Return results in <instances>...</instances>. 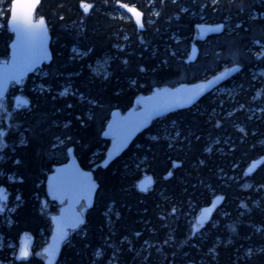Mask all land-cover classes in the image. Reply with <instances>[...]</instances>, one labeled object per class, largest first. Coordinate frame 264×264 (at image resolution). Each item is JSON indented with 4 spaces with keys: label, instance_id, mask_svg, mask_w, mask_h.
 <instances>
[{
    "label": "trees",
    "instance_id": "16d2710c",
    "mask_svg": "<svg viewBox=\"0 0 264 264\" xmlns=\"http://www.w3.org/2000/svg\"><path fill=\"white\" fill-rule=\"evenodd\" d=\"M82 2L93 3L89 13ZM119 2L143 10V30L130 14H115ZM36 12L48 21L53 56L40 67L42 74L33 72L12 89L22 87L30 106L0 125L6 126L0 185L11 189V220L0 216L3 264H44L40 250L57 209L43 204L45 181L53 165L67 160L71 145L84 168L96 166L100 185L57 264H264V172L244 176L248 162L264 154V143L256 142L264 138V124L257 111L249 117L264 102V78L252 73L264 65L257 55L258 42L264 43V0H39ZM0 22L1 61L14 34L6 17ZM203 22L225 27L196 39ZM193 42L200 53L187 62ZM103 59L107 76L91 68ZM235 63L242 70L224 83L237 87L235 95H202L153 122L102 164L108 141L101 136L111 109L125 108L155 87L202 80ZM64 86L73 93L60 95ZM236 107L241 109L228 112ZM240 120L248 134L239 129ZM163 125L170 136H162ZM146 172L155 183L143 192L137 183ZM246 180L251 187L243 186ZM218 193L225 194V216L216 211V225L210 221L194 231L200 208ZM24 232L35 237L33 252L17 260Z\"/></svg>",
    "mask_w": 264,
    "mask_h": 264
},
{
    "label": "water",
    "instance_id": "95a60500",
    "mask_svg": "<svg viewBox=\"0 0 264 264\" xmlns=\"http://www.w3.org/2000/svg\"><path fill=\"white\" fill-rule=\"evenodd\" d=\"M87 4L93 3L91 2H83ZM121 5H128V7H135L138 11L143 13L141 27L136 23L135 17L133 13L129 12L127 8L123 7L127 13L130 14L133 21L137 24L139 30L144 29V12L135 4L129 3H120ZM38 5V4H37ZM82 6V3H81ZM37 7V6H36ZM84 10V9H83ZM91 8L85 13H89ZM40 17H37V12L35 9L34 19L39 20ZM45 20V36L41 42H38L35 46L29 44L26 41H22L17 32H15L10 26L9 29L13 31L14 37L12 41L11 55L9 58H4L0 61V100L5 96L8 91L9 86L12 82L20 83L24 77L33 72L39 65L42 63H48L51 61L53 53H52V35L50 32V27L48 21ZM222 26V27H220ZM224 29V23H199L197 25V30L199 33V39H205L207 36L211 34H216L222 32ZM23 48L25 56L34 57L35 62L31 64V66L27 69V71L23 74V76L17 80H7L4 79V75L6 70L13 64L14 61H18L20 59L21 50ZM264 53V52H263ZM199 54V47L196 43H193L191 52L187 58L188 62H193L197 59ZM243 66L239 63L232 64L230 66L225 67L217 74L209 77L206 80H198L194 82H180L176 85H166L161 87H155L153 93L150 95H143L139 97V103L141 106L140 109H135L134 107L122 112L119 108H115L111 112L110 121L104 130L105 136H110L113 129H119V133L115 140H113L112 144L109 146L106 157L103 160V165H108L111 161H113L116 157L121 155L125 149L131 144L133 139L143 130L148 128L152 121L158 118L162 114H169L171 112L177 111L182 108H187L193 105L202 95L206 94L209 90H211L215 85L220 82L227 80L233 77L236 73L241 71ZM165 90H167L168 94H175L174 102H171L167 107L162 110L152 114L148 119L144 120L138 127L134 129L128 127V124L132 121H136L139 119V114L145 106V102H149V98L153 97L157 92H160L162 95L165 94ZM190 97V99H189ZM138 100H136L137 102ZM15 103L17 106L28 105L30 103L27 96L22 93H18L15 97ZM124 127H126L124 129ZM68 160L61 164H55L53 166L52 171L47 175L46 178V192L47 198L50 201L63 203L64 204L59 208V210L50 215L51 221V232L48 238L47 243L42 247L41 252L44 255V264H57L62 246L67 241L68 236L71 230L77 229L85 222V211L91 207L94 203L98 188L99 181L95 177L93 168H84L75 154L74 146H70L68 148ZM264 162V155L255 158L251 161L250 165L247 168L248 173L252 172L259 165ZM72 177H76L78 181L74 183H70ZM155 183V177L151 173H145L143 177L138 181V189L140 191H147L150 187H152ZM71 187L73 194L65 195L64 192L66 189ZM8 193L6 192L5 187H0V209L3 210V202L8 200ZM225 200V194L219 193L215 194L211 201L206 205L202 206L199 212L196 215L195 223L193 225L194 231H199L203 229L210 221L216 211L219 210L220 206ZM81 202L84 203L82 208H79ZM64 220L67 221V227L65 228V236L63 239L57 241V221ZM73 223L75 226L73 227ZM34 236L31 233L24 232L21 236V244L19 251L22 247H26V250L30 255V248L33 243ZM53 244H55V254H51L46 249H49ZM19 251L16 255V259L20 260ZM28 255V257H29ZM1 264V261H0Z\"/></svg>",
    "mask_w": 264,
    "mask_h": 264
},
{
    "label": "snow or ice",
    "instance_id": "6c2138e0",
    "mask_svg": "<svg viewBox=\"0 0 264 264\" xmlns=\"http://www.w3.org/2000/svg\"><path fill=\"white\" fill-rule=\"evenodd\" d=\"M4 0H0V3H3ZM215 2V0H214ZM39 0H10L7 4V10L0 8V16L6 17V26H10L15 32L18 33L22 41H26L29 44L35 46L38 42H41L45 36V20L43 17H40L39 20L34 19V12L36 9ZM82 7L84 11H88L93 6L91 4L83 3ZM122 7L127 8V10L133 13L136 23L141 27L143 13L138 11L135 7H128V5H122ZM158 14V13H157ZM222 27V26H220ZM35 62L34 57L25 56L23 48L21 50L20 59L14 61L13 64L6 70L4 79L7 80H17L23 76L27 69ZM68 89H65L66 94ZM175 94H168L165 90V94L162 95L160 92H157L153 97L149 98V102H145V106L139 114V119L132 121L128 124V127L135 128L138 127L144 120L148 119L152 114L162 110L167 107L171 102H174ZM190 99V97H189ZM2 106V105H0ZM241 131H244L241 129ZM171 175V173H169ZM65 195H72V189L69 187L64 192ZM2 210V209H0ZM173 212L176 211L175 208L172 209ZM75 226V223L72 225ZM67 227V221L58 220L57 221V235L56 240L59 241L65 236V228ZM136 235H139L137 233ZM51 254H55V244H53L49 249H46ZM100 254L99 252L97 253ZM29 252L26 250V247H22L19 251V257L26 258L28 257Z\"/></svg>",
    "mask_w": 264,
    "mask_h": 264
},
{
    "label": "flooded vegetation",
    "instance_id": "af4514ba",
    "mask_svg": "<svg viewBox=\"0 0 264 264\" xmlns=\"http://www.w3.org/2000/svg\"><path fill=\"white\" fill-rule=\"evenodd\" d=\"M121 2H119L118 4L121 6V4H120ZM122 7V6H121ZM83 8V7H82ZM122 17V16H121ZM208 37V36H207ZM206 37V38H207ZM196 39H199V37L198 36H196L195 37ZM205 38V39H206ZM205 39H203V40H205ZM200 40H202V39H200ZM193 43H196V42H193ZM192 43V44H193ZM197 44V43H196ZM192 46V45H191ZM199 46V45H198ZM190 51H191V48H190ZM264 50L263 51H261V52H257V55H258V57L260 58H262L263 56H264ZM199 53H200V51H199ZM261 54V55H260ZM10 55H11V52L9 53V56L8 57H6V58H9L10 57ZM198 56H199V54H198ZM198 58V57H197ZM4 59V58H3ZM186 60H187V58H186ZM197 60V59H196ZM195 60V61H196ZM195 61H193V62H195ZM188 62V61H187ZM45 63V62H44ZM44 63H42L41 65H39L36 69H34L33 71H36V70H39L40 69V67L44 64ZM220 70H218V71H216V72H214V73H212V74H210L208 77H206V78H204V79H202V80H206V79H208L209 77H211V76H213L214 74H217L218 72H219ZM33 72H31L30 74H32ZM30 74H28L26 77H24L23 79H22V81L20 82V83H15V82H12L11 83V85L9 86V88H8V91H7V93L5 94V96L0 100V104L2 105L3 103H4V100L7 98L8 99V101H9V104H10V106H11V109L13 110V111H15V110H17V109H22V108H24V107H28V106H30L29 104L28 105H22V106H17L16 105V103H15V97H16V95L18 94V93H22L23 95H25V96H27V98L30 100V97H29V95L28 94H25L23 91H22V89H20V88H22V87H20L19 88V91L18 92H16L15 93V95H12L11 94V92H12V89H13V87L15 88V87H17L18 85H20L23 81H25L26 80V78L30 75ZM232 78V77H231ZM230 79V78H229ZM229 79H227V80H229ZM227 80H224V81H222V82H220L219 84H217V85H215L211 90H209L208 92H206L207 94H210V93H216V91H217V89L219 88V87H221V86H224L225 84V82L227 81ZM164 86H166V85H164ZM153 90H154V88L152 89V90H150V91H148V92H146V93H141V94H138V95H136L134 98H133V101H132V103H131V105H129V106H127V107H125V108H123V107H120V106H115L113 109H115V108H119L122 112H125L126 110H128V109H130V108H132V107H134L136 110L137 109H140L141 108V106L142 105H140V103H139V97H141V96H143V95H150V94H152L153 93ZM235 93H236V91L234 92V95H235ZM13 96V99H12V97H10V96ZM219 95H221V94H219ZM228 96V95H227ZM136 100H138L137 102H136ZM113 109H111V111H110V113H109V117L107 118V120H106V122H105V126H104V130L106 129V127H107V125H108V123H109V121H110V118H111V112H112V110ZM238 109H241L240 107H236L235 109H232V110H229L228 112H233V111H236V110H238ZM250 111H252V112H249L250 113V115H249V117H252V116H254V112H258L257 113V115H258V118H260L261 119V121H262V123L264 124V116H263V114H262V112H264V102H262L261 103V106H259V107H257V108H255V107H253L252 109H250ZM168 114H162V115H160L158 118H156V119H154L153 121H152V123L153 122H155V121H158L159 119H161V118H163V117H165V116H167ZM240 124H238V127H239V129H243L244 130V132L245 133H247L248 134V131H247V129H246V126L244 125V124H242L243 122H242V120H240V121H238ZM151 126V125H150ZM241 127V128H240ZM126 127H124V129H125ZM147 129V128H146ZM145 129V130H146ZM104 130H103V132H102V136L101 137H103L104 139H106L108 142H104L105 143V145H106V150H105V156H104V158L103 159H105V157H106V153H107V150H108V148H109V146L113 143L112 141L113 140H115L116 139V137H117V135L118 134H120L119 133V129H113V131H112V133H111V135L110 136H105L104 135ZM259 131V134H260V129L258 130ZM253 133V132H252ZM3 136L4 135V132L3 131H0V136ZM262 139H263V137L262 138H259L256 142H261L262 141ZM134 140V139H133ZM218 141H220L219 139H218ZM217 141V142H218ZM264 143V142H263ZM2 144L0 143V146H1ZM71 146H73V145H71ZM70 147V146H69ZM68 147V148H69ZM68 148H67V150H68ZM74 148H75V146H74ZM67 154H68V151H67ZM75 154H76V150H75ZM77 155V154H76ZM262 155H264V154H261V155H259V156H262ZM259 156H257V157H259ZM78 157V156H77ZM257 157H254V158H252L249 162H248V164H247V166H246V169H245V172H244V176H246V175H252V174H254L257 170H263V168H264V162L261 164V165H259L256 169H254L252 172H250V173H248V171H247V167H248V165L251 163V161L253 160V159H255V158H257ZM67 160H68V158H67ZM66 160V161H67ZM65 161V162H66ZM62 163H64V162H62ZM61 164V163H60ZM54 166V165H53ZM52 169H53V167H52ZM52 171V170H51ZM50 171V172H51ZM49 172V173H50ZM48 173V174H49ZM6 173H2V175H5ZM238 174V173H237ZM9 175H11V173L9 174ZM8 180H9V178H8ZM10 181V183H11V179L9 180ZM75 181H78V179L75 177H72V179H71V182L70 183H74ZM247 181V180H246ZM45 186H46V181H45ZM0 187H5L6 188V192L8 193V200L7 201H4L3 202V210H0V216H2L3 215V213H4V211L9 207L10 208V211H11V206H9V202H10V199H11V189L9 188V186L8 185H6V184H1L0 185ZM46 196H47V192H46ZM49 200L47 199V197L45 198V199H43V204L44 205H46V203L48 202ZM54 203V204H56V206H57V209L56 210H53L51 213H50V215L52 214V213H55V212H57L58 210H59V208L64 204V202L63 203H57V202H53V201H50V203ZM223 204V203H222ZM47 206V205H46ZM49 206H50V204H49ZM48 206V207H49ZM84 206V203L83 202H81V204L79 205V208H82ZM221 207V206H220ZM87 211V210H86ZM86 211H85V214H86ZM50 217V216H49ZM9 220H11V217L9 218ZM11 223V222H10ZM33 235V234H32ZM22 236V235H21ZM21 236H20V241H19V246H18V250H17V253H18V251H19V248H20V244H21ZM34 236V235H33ZM34 241H35V237H34V240H33V243H32V245H31V248H30V255L29 256H31V254H32V252H33V244H34ZM17 255V254H16ZM27 258V257H26ZM0 261H1V259H0ZM1 264H3V262L1 261Z\"/></svg>",
    "mask_w": 264,
    "mask_h": 264
},
{
    "label": "rangeland",
    "instance_id": "374dc122",
    "mask_svg": "<svg viewBox=\"0 0 264 264\" xmlns=\"http://www.w3.org/2000/svg\"><path fill=\"white\" fill-rule=\"evenodd\" d=\"M7 2H8V0H4V2L3 3H0V8H4V10H6L7 9ZM115 14H117V15H119L120 17L122 16L123 18H127L129 15V13L127 14V12L125 11V9L124 8H120V9H117L116 11H115ZM0 26H1V22H0ZM196 36H198V31H196ZM258 52H261V51H263L264 50V43H261V42H258ZM75 50V52L78 54L79 52H80V50H78L77 48H75L74 49ZM191 52V51H190ZM190 52L188 53V56H189V54H190ZM107 60L108 59H103V60H99V61H97L95 64H93L92 66H91V68H92V71L95 73V74H97V75H102V76H107L108 75V64H107ZM227 67V66H226ZM225 68V67H224ZM223 68V69H224ZM222 70V69H221ZM220 70V71H221ZM35 75H37V74H42L43 73V71H42V69H39V70H36L35 72ZM252 73L253 74H255V75H257L258 77H263L264 78V65H259V66H257V67H254L253 69H252ZM36 86H40V85H37L36 84ZM14 88V87H13ZM236 88L237 87H233V86H221V87H219L218 89H217V91H216V93L217 94H226V95H228V96H230V95H232V94H234V92H235V90H236ZM20 89H22V88H20ZM65 89H68V91H67V93L66 94H68V93H70V92H72L71 90H70V88L68 87V86H64L60 91H59V94L60 95H62V93H64L65 92ZM16 93V92H15ZM14 92H13V94L12 95H14L15 94ZM66 94H63V95H66ZM10 96V95H9ZM10 97H12V99H13V96H10ZM1 105V104H0ZM14 112L15 111H13L12 109H11V106H10V104H9V101H8V99L6 98L5 100H4V103L2 104V106H0V125L3 123V122H5L6 123V126H8L9 124H11V122L13 121V114H14ZM5 126V127H6ZM3 128L2 126H0V131H3L4 132V135L2 136H0V143L2 144L1 146H0V151L1 150H3L5 147H6V142H5V140H4V138H5V134H6V128ZM241 128V127H240ZM3 129V130H2ZM162 129H163V133H162V136H170V130H169V128L166 126V125H163V127H162ZM242 129V128H241ZM153 137H157L156 135H154ZM261 142H264V138L262 139V141ZM0 158H2V156H0ZM263 172H264V168H263ZM1 174H2V172H1ZM8 178H9V180L11 179V181L12 180H14L15 179V177L13 176V175H9L8 176ZM243 186L245 187V188H249V187H251V182L250 181H245L244 183H243ZM258 201H256V203H257ZM47 205V206H46ZM46 205H45V207H48L49 206V203L47 202L46 203ZM219 213H221V215L222 216H225V214H224V212H223V209H220L219 208ZM11 214V211H10V208L8 207L5 211H4V213H3V215H2V217H3V219H7V218H9V215ZM212 224L213 225H216L217 224V220H213L212 221ZM46 242H47V240H46ZM1 245H2V239H0V247H1ZM43 247V246H42ZM42 247H41V249H42ZM41 251V250H40Z\"/></svg>",
    "mask_w": 264,
    "mask_h": 264
},
{
    "label": "bare ground",
    "instance_id": "6f19581e",
    "mask_svg": "<svg viewBox=\"0 0 264 264\" xmlns=\"http://www.w3.org/2000/svg\"><path fill=\"white\" fill-rule=\"evenodd\" d=\"M122 3V2H121ZM122 6V5H121ZM123 8V7H122ZM217 24V23H216ZM224 27H225V24H224ZM144 28H145V24H144ZM198 36H199V33H198ZM193 45V44H192ZM199 47V46H198ZM191 48H192V46H191ZM53 53V52H52ZM261 55V54H260ZM187 58H188V56H187ZM14 92V91H13ZM71 93H73V92H71ZM15 95V94H14ZM30 101V100H29ZM3 130V129H2ZM250 165V164H249ZM248 165V166H249ZM248 168V167H247ZM138 184V183H137Z\"/></svg>",
    "mask_w": 264,
    "mask_h": 264
}]
</instances>
